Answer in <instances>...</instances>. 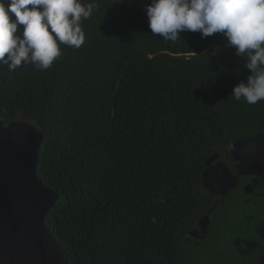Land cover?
<instances>
[{"label": "trees", "instance_id": "1", "mask_svg": "<svg viewBox=\"0 0 264 264\" xmlns=\"http://www.w3.org/2000/svg\"><path fill=\"white\" fill-rule=\"evenodd\" d=\"M95 2L79 49L43 71L0 66V120L42 131L45 224L68 264H264V173L225 195L202 186L208 155L264 133V100L231 95L245 60L220 34L153 35L150 0ZM214 204L205 237L189 235Z\"/></svg>", "mask_w": 264, "mask_h": 264}, {"label": "clouds", "instance_id": "2", "mask_svg": "<svg viewBox=\"0 0 264 264\" xmlns=\"http://www.w3.org/2000/svg\"><path fill=\"white\" fill-rule=\"evenodd\" d=\"M96 8L95 0H0V66L49 69L62 55L60 45L84 44L82 21ZM143 11L151 33L165 41L175 43L182 32L222 35L248 70L231 95L248 105L264 100V0H150Z\"/></svg>", "mask_w": 264, "mask_h": 264}, {"label": "water", "instance_id": "3", "mask_svg": "<svg viewBox=\"0 0 264 264\" xmlns=\"http://www.w3.org/2000/svg\"><path fill=\"white\" fill-rule=\"evenodd\" d=\"M42 131L28 121L0 120V264H68L67 253L47 230L45 217L57 193L37 173ZM234 160L231 168L223 159ZM264 173V133L239 139L205 159L202 186L225 195L240 176ZM214 204L188 231L202 239Z\"/></svg>", "mask_w": 264, "mask_h": 264}, {"label": "rangeland", "instance_id": "4", "mask_svg": "<svg viewBox=\"0 0 264 264\" xmlns=\"http://www.w3.org/2000/svg\"><path fill=\"white\" fill-rule=\"evenodd\" d=\"M18 120H19V121H28V122H31V121L25 119L24 117H20V118H18ZM31 123H33V122H31ZM34 124H35V123H34Z\"/></svg>", "mask_w": 264, "mask_h": 264}]
</instances>
